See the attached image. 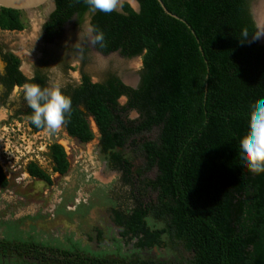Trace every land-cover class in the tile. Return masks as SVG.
Returning a JSON list of instances; mask_svg holds the SVG:
<instances>
[{"label":"trees","instance_id":"trees-1","mask_svg":"<svg viewBox=\"0 0 264 264\" xmlns=\"http://www.w3.org/2000/svg\"><path fill=\"white\" fill-rule=\"evenodd\" d=\"M137 1V11L123 2L105 14L92 12L85 0H53L42 25L43 38L52 41L65 24H79L88 13L92 29L106 36L104 47L93 46L99 53L141 58L136 87L113 73L92 81L83 72L63 125L69 136L87 143L94 139L92 116L100 152L120 173L111 218L121 238L135 240L136 250L91 251L3 235L0 264H264V174H252L239 159L250 109L264 100V44L252 0H161L185 22L165 13L158 0ZM25 26L24 11L0 6V30ZM3 56L1 82L9 91L15 84L47 87L40 70L29 79L17 56ZM31 111L23 113L27 125L39 132L44 128L30 123ZM131 111L137 117L130 118ZM47 149L51 171L66 174L63 146L53 141ZM134 154L141 165L133 163ZM26 172L52 184L35 161ZM9 185L0 165V188ZM152 248L172 253L141 255Z\"/></svg>","mask_w":264,"mask_h":264},{"label":"rangeland","instance_id":"rangeland-1","mask_svg":"<svg viewBox=\"0 0 264 264\" xmlns=\"http://www.w3.org/2000/svg\"><path fill=\"white\" fill-rule=\"evenodd\" d=\"M123 1L137 7L135 0ZM52 7L44 11L42 5L24 12L26 26L21 31L0 30V41L18 56L25 75L39 68L47 75L48 87L60 83L63 89L68 81L79 78L81 66L94 81L103 80L107 72H113L137 83L140 57L126 58L118 52L103 55L89 46L85 60H78L76 52L89 30L87 20L83 23L84 31L71 21L53 42H44L39 34L40 25ZM64 56L67 65L62 63ZM21 101L22 93L18 89L13 91L9 103L0 100V165L10 184L0 188V237H31L54 246L77 244L91 251L130 253L134 240L121 238L120 228L111 218V207L121 193L116 183L120 173L109 167L100 152L94 123L91 126L96 137L85 144L71 139L62 127L55 133H49L46 128L34 132L24 115H14ZM124 101L123 97L119 100L121 104ZM129 117L135 118L137 113L131 111ZM52 141L59 142L67 152L69 169L64 175L51 171L47 147ZM30 161L51 174L52 184L47 185L26 172ZM141 162L134 154L133 163L141 165ZM171 253L164 248H152L141 255L169 257Z\"/></svg>","mask_w":264,"mask_h":264},{"label":"clouds","instance_id":"clouds-1","mask_svg":"<svg viewBox=\"0 0 264 264\" xmlns=\"http://www.w3.org/2000/svg\"><path fill=\"white\" fill-rule=\"evenodd\" d=\"M92 12L111 14L122 6V0H85ZM91 43L104 47L106 36L102 30L92 29ZM247 37V33L244 34ZM4 64L0 61V72ZM23 98L32 110L30 123L55 133L71 115L72 99L62 91L60 83L41 87L37 83L25 84ZM239 159L243 168L254 175L264 174V100L253 105L249 113V130L239 145Z\"/></svg>","mask_w":264,"mask_h":264},{"label":"flooded vegetation","instance_id":"flooded-vegetation-1","mask_svg":"<svg viewBox=\"0 0 264 264\" xmlns=\"http://www.w3.org/2000/svg\"><path fill=\"white\" fill-rule=\"evenodd\" d=\"M136 1V3H137V7L135 8V7H133V6H131V7H133L136 11L139 9V3H138V1L137 0H135ZM123 2H126V1H123L122 0V3ZM128 3V2H127ZM52 6H54V5H52ZM121 8V7H120ZM120 8L118 9V10H120ZM52 9H53V7H52ZM52 9H51V11H52ZM50 11V12H51ZM49 12V13H50ZM49 13L47 14V16L45 17V19H44V21L47 19V17H48V15H49ZM87 16V17H86ZM84 20H87V26H88V31L87 32H85V37H84V39H83V41L80 43V47L78 48V50H77V52H76V54L78 55V60L79 61H83V60H85V54H86V51L88 50V47L90 46L93 50H96L93 46V44L91 43V36H92V32H91V30H92V26L90 25V14H88V13H86L85 15H84V17H83V21L81 22V23H79V24H76L77 25V28H78V30H83L84 31ZM44 21L42 22V24L40 25V38L44 41V42H46V43H51V42H53V41H48V40H45L44 38H43V34H42V32H43V30H42V25H43V23H44ZM68 24V23H67ZM67 24H65L63 27H62V31H63V29L66 27V25ZM57 38V37H56ZM4 42H2V41H0V61H2L3 62V64H4V69H3V71L2 72H0V100H1V102H3V104H7V103H9V101H10V97H11V95L13 94V91L14 90H16V89H18V90H20L21 91V93H22V101H21V104H20V107L18 108V109H16V113L14 114V115H19V114H22V115H24L23 113L27 110V108H28V105H27V103H26V101L24 100V98H23V87H24V85L25 84H23V85H13L12 86V88L10 89V91L7 89V85H6V83H2L1 82V78L2 77H4V76H6V67H7V62H6V60H5V58H4V56H3V53L4 52H6V51H10V52H12L15 56H17L10 48H8L7 47V45L6 44H3ZM97 51V50H96ZM98 52V51H97ZM18 57V56H17ZM140 57V56H139ZM66 58H67V56H64L63 57V59H64V61H62V63H64L65 65H67L66 64ZM140 60H141V58H140ZM81 63H83V62H81ZM141 68V67H140ZM40 70V72L45 76V84H46V86L48 87V81H47V75H46V73L44 72V71H42L41 69H39V68H34L33 69V72L29 75V76H27V75H25L23 72H22V70H21V62H20V64H19V70L27 77V78H32L33 76H34V74H35V71L36 70ZM71 70L72 69H69V71L71 72ZM68 71V72H69ZM68 72H67V74H68ZM69 72V73H70ZM83 72H85L83 69H82V67L80 66L79 67V70H78V73H79V78L76 80L75 78H74V80H73V82H69L68 81V83H67V86H66V88H63L62 89V91H63V93H65L66 95H70L71 94V91L76 87V86H78L80 83H81V77H82V73ZM40 73V74H41ZM109 73H113V72H107L106 74H105V76L107 75V74H109ZM88 74V73H87ZM113 74H116V73H113ZM69 75V74H68ZM89 75V74H88ZM117 75V74H116ZM90 77H91V75H89ZM118 76V75H117ZM119 77V76H118ZM105 78V77H104ZM120 78V77H119ZM121 80H122V82H124V80L122 79V78H120ZM91 80L92 81H94L93 79H92V77H91ZM139 80H140V76L138 77V81H137V83L136 84H127V85H129V86H131V87H136L137 85H138V83H139ZM97 81H101V80H97ZM125 83V82H124ZM126 84V83H125ZM125 98V97H124ZM120 100V99H119ZM126 100V99H125ZM125 102V101H124ZM123 102V103H124ZM122 103V104H123ZM2 106V105H1ZM24 117H25V115H24ZM25 119H26V117H25ZM88 121H89V124H90V127H91V129H92V131H93V133H94V138L96 137V134H95V131L97 132V134H98V131H97V128H96V126H95V128H96V130L94 131L93 130V128H92V126H91V123H94V121H93V119H92V116H88ZM95 125V124H94ZM62 128L64 129V127L62 126ZM64 131H65V133H66V135L67 136H69L68 135V133L66 132V130L64 129ZM71 139H74V140H76V141H78L79 143H81L79 140H77L76 138H73V137H71V136H69ZM98 137H99V134H98ZM93 140V139H92ZM91 140V141H92ZM53 142V141H52ZM57 142V141H56ZM90 142V141H89ZM51 143V142H50ZM59 143V142H58ZM88 143V142H87ZM60 144V143H59ZM81 144H85V143H81ZM97 144H98V138H97ZM64 148V147H63ZM65 150V149H64ZM66 152V151H65ZM66 154H67V152H66ZM68 158V157H67ZM132 240H134V239H132ZM134 242H135V240H134ZM134 242H133V244H132V250L130 251V253H132V252H134L135 250H136V247L134 246ZM146 250V249H145ZM138 251V250H137ZM136 251V252H137ZM142 252H144V250H142V251H140V253L142 254Z\"/></svg>","mask_w":264,"mask_h":264},{"label":"water","instance_id":"water-1","mask_svg":"<svg viewBox=\"0 0 264 264\" xmlns=\"http://www.w3.org/2000/svg\"><path fill=\"white\" fill-rule=\"evenodd\" d=\"M260 1L261 0H252L251 11H252L253 18L255 20L256 27L258 30L259 41L264 44V40L261 39L260 30H259V27H258V24L256 21V17H255V8L259 4ZM158 2L161 5V7L165 13H167L168 15H170L174 18L180 19L183 22H185L182 18H180L177 15L168 11L161 0H158ZM42 5L44 6L43 10L46 11L49 8V6L53 5V0H0V6L1 7L11 8V9H15V10H22L24 12H28V11L33 10L37 7H40ZM126 84H128V83H126Z\"/></svg>","mask_w":264,"mask_h":264},{"label":"bare ground","instance_id":"bare-ground-1","mask_svg":"<svg viewBox=\"0 0 264 264\" xmlns=\"http://www.w3.org/2000/svg\"><path fill=\"white\" fill-rule=\"evenodd\" d=\"M255 17L260 30L261 39L264 40V0H261L256 6ZM123 80L128 84H135V81H133L135 79H131L130 77H125Z\"/></svg>","mask_w":264,"mask_h":264}]
</instances>
